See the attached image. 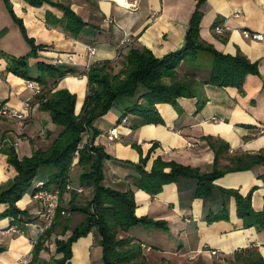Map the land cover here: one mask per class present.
<instances>
[{"label":"crops","instance_id":"0c3cea01","mask_svg":"<svg viewBox=\"0 0 264 264\" xmlns=\"http://www.w3.org/2000/svg\"><path fill=\"white\" fill-rule=\"evenodd\" d=\"M9 1L33 44L25 38L6 0H0V104L21 109L28 102L31 113L23 122L0 119V187L18 176L8 162L9 151H15L19 159L31 157L38 150H48L63 132L50 113L40 108L39 97L26 86L28 80L13 69L28 73L43 93L68 90L76 95L78 115L89 91L87 75L93 66L108 62L116 74L132 48H147L159 59L182 50L192 18L199 11L200 41L218 53L246 57L257 65L258 73L248 75L242 88L204 84L194 88L193 98L181 97L175 105L156 104L161 124H145L127 112L135 104H146L140 89L135 97L118 100L105 116L94 120L82 135L79 148L102 147L109 155L103 163L104 185L120 192L132 190L135 215L167 226V231L138 226L119 235L140 244L149 264H212V251L224 257L257 252L264 259V229L243 228L236 199L226 193L251 194L254 211H264V163L239 170L246 157L264 153V41L243 36V31L264 34V0H129L137 3L135 11L112 0H50L40 7L25 0ZM58 3L70 6L87 24L79 34L67 31L65 13L55 5ZM219 27L224 29L222 34L217 33ZM88 45L97 48L95 56L87 55ZM19 59H26V64H14ZM57 59L64 64L56 65ZM212 61L210 54L201 53L183 62L176 74L195 75L200 83H206ZM65 71L71 74L61 78ZM165 82L169 84L171 79ZM112 130L117 133L113 138ZM147 157L143 167L147 172L160 158L201 174H224L213 182L208 198L197 197L196 181L183 177L151 195L137 187L139 166ZM79 160L75 155L61 188L60 208L69 215H59L46 233L39 231L43 217L33 193L27 192L17 203L23 213L16 217L7 216L8 205L0 204V264H58L64 257L58 249L82 228L95 197V181L82 179L89 166ZM51 172L52 168L42 167L37 178L48 183ZM215 217L218 219L211 222ZM12 225L22 234H2ZM101 240L96 229L78 238L70 247L69 263L106 264Z\"/></svg>","mask_w":264,"mask_h":264},{"label":"trees","instance_id":"16d2710c","mask_svg":"<svg viewBox=\"0 0 264 264\" xmlns=\"http://www.w3.org/2000/svg\"><path fill=\"white\" fill-rule=\"evenodd\" d=\"M34 7H40L50 0H25ZM7 7L15 20L20 24L25 38L30 44L24 25L17 19L11 3L6 0ZM65 13V28L72 35L81 32L84 23L70 8L64 4H55ZM202 14L197 11L191 21L187 36L186 46L175 53L159 59L147 48H132L123 57L121 70L114 74L111 72L110 63L93 66L88 73L89 91L84 101L80 114H76L77 97L68 90H59L54 93L41 92L39 97L40 108L50 113L54 124L63 127V132L46 151L38 150L31 157L19 159L15 151H9L8 162L18 173V176L6 187H0V204H7L6 215L16 217L23 213L17 203L25 196L38 171L42 167L52 168L47 186L55 185L62 188L68 179V173L72 167L75 155H79V163L89 166V171L83 173V180L95 181V197L91 202L92 211L81 229L74 232L70 240L61 246L58 251L63 252L64 257L58 264H70V247L81 236L87 235L96 229L101 237L103 248V260L106 264H149L140 244L134 239L119 238L120 233H128L130 229L138 226L154 227L167 231L163 222H156L149 218H138L135 215L136 203L132 190L120 192L104 185V161L109 159L102 147L85 145L79 148L82 135L91 128L92 122L105 116L112 106L120 99L133 98L139 90L144 94L145 105L135 104L127 109L143 119L145 124H161L163 120L157 111L156 104L170 103L175 105L181 97L193 98L196 96L194 88L209 84L219 88L237 87L242 88L248 75L258 73L256 64L251 63L243 56H230L218 53L212 47L200 41L199 30ZM207 53L213 58L211 65V77L206 83H200L195 75L179 76L177 68L188 59H195L199 54ZM14 64H26V59L14 61ZM13 72L27 80H34L24 71L13 69ZM70 71L60 73L63 78ZM166 78L171 82L167 84ZM39 82V80L37 79ZM202 104L199 105V108ZM149 157L141 161L139 166L140 177L137 187L156 195L161 188L168 183L175 182L177 178L183 177L193 179L197 183L196 196L208 198L214 190L213 182L224 173L213 172L212 174H201L197 169L180 165L176 162H164L157 158L152 170H144ZM244 167L239 170L251 169L264 163V153L246 157ZM169 169V172H165ZM35 190V189H34ZM233 195L237 202V214L243 221V228L257 227L264 229V211L255 212L251 204V194L247 197L237 192H227ZM60 215V214H59ZM58 215V216H59ZM218 217L212 218L214 222ZM60 244V243H59ZM62 245V244H60ZM38 247L35 245L34 250ZM1 251V250H0ZM245 256V257H243ZM235 258L244 259L247 264H264V259L257 252L248 251L235 253Z\"/></svg>","mask_w":264,"mask_h":264},{"label":"built area","instance_id":"2783aa9c","mask_svg":"<svg viewBox=\"0 0 264 264\" xmlns=\"http://www.w3.org/2000/svg\"><path fill=\"white\" fill-rule=\"evenodd\" d=\"M126 5H121V7L125 9L130 10H138L137 3L130 2L129 0H126ZM224 32L223 28H217V33L222 34ZM243 36L246 39L252 40V41H264V34L261 33H255L250 31H243ZM124 44V41L122 42ZM97 54V48L88 45L87 46V55L89 57H93ZM70 61H73V58L70 56ZM56 65H63L64 61L62 59H57L55 61ZM89 68V67H88ZM26 86L28 89L32 90L36 96L40 95L42 92V89L40 88L39 84L28 80L26 83ZM31 113V106L30 104L24 103L23 107L21 109H16L14 107H10L7 104H0V119H12L17 120L19 122H23L29 117ZM117 135L116 130L111 131V137H115ZM18 144H15L14 146H17ZM60 194L61 189L58 187H48L47 184L44 181H39L36 185V188L32 194V199L34 202L39 204L41 206V216L43 217L42 224L39 227V231L41 234L46 233L48 230H50L54 224L55 221L60 214V216H68L69 211L68 210H61L60 208ZM2 234H22L21 229L17 225H12L8 229L2 231ZM24 264V263H23Z\"/></svg>","mask_w":264,"mask_h":264},{"label":"rangeland","instance_id":"374dc122","mask_svg":"<svg viewBox=\"0 0 264 264\" xmlns=\"http://www.w3.org/2000/svg\"><path fill=\"white\" fill-rule=\"evenodd\" d=\"M37 177H38V174H37ZM39 181L40 180L38 178L36 180H34V182L32 183L31 187L29 188V190L27 192L33 193L34 192V189L36 188V185H37V183ZM211 254H212L213 259H214V261L212 262V264H247V261H245L244 259H242L241 261H239L238 259L235 258V256H226V257H224V256H218V252L217 251H212ZM245 254L246 253H243V255H245ZM243 257H245V256H243Z\"/></svg>","mask_w":264,"mask_h":264},{"label":"bare ground","instance_id":"6f19581e","mask_svg":"<svg viewBox=\"0 0 264 264\" xmlns=\"http://www.w3.org/2000/svg\"><path fill=\"white\" fill-rule=\"evenodd\" d=\"M112 1H116V2H118L120 4H122V5H126L127 4L126 0H112Z\"/></svg>","mask_w":264,"mask_h":264}]
</instances>
